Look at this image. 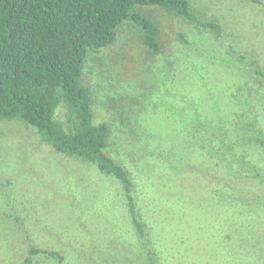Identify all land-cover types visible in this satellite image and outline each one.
I'll return each mask as SVG.
<instances>
[{
	"label": "rangeland",
	"instance_id": "374dc122",
	"mask_svg": "<svg viewBox=\"0 0 264 264\" xmlns=\"http://www.w3.org/2000/svg\"><path fill=\"white\" fill-rule=\"evenodd\" d=\"M189 1L221 35L144 6L160 56L125 21L116 41L84 63L95 122L108 123L107 152L133 179L143 233L117 178L4 120L2 264H23L34 247L58 251L62 264H264V8ZM241 152L256 164H241ZM32 264L59 260L39 253Z\"/></svg>",
	"mask_w": 264,
	"mask_h": 264
},
{
	"label": "trees",
	"instance_id": "16d2710c",
	"mask_svg": "<svg viewBox=\"0 0 264 264\" xmlns=\"http://www.w3.org/2000/svg\"><path fill=\"white\" fill-rule=\"evenodd\" d=\"M248 1L264 8V0ZM144 6L165 7L221 35L220 25L200 20L189 0H0V121L17 119L55 152L86 160L117 178L141 233L133 179L107 152L110 128L95 122L83 72L88 53L112 45L125 21L142 29L151 54H162L158 27L140 10ZM246 156L241 152V164L254 166ZM39 253L56 257L59 264L64 260L58 251L34 247L23 264H32ZM252 253L255 257L259 251Z\"/></svg>",
	"mask_w": 264,
	"mask_h": 264
}]
</instances>
